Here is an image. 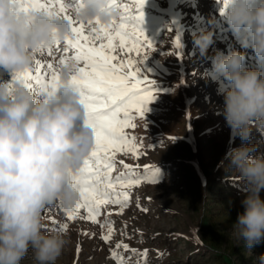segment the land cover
<instances>
[{"label":"rangeland","instance_id":"1","mask_svg":"<svg viewBox=\"0 0 264 264\" xmlns=\"http://www.w3.org/2000/svg\"><path fill=\"white\" fill-rule=\"evenodd\" d=\"M221 8L222 0H147L142 28L153 49L136 67L141 78L154 81L155 98L144 117L134 114L135 127L124 130L135 138L138 155L118 153L112 173L134 175L140 182L127 188L118 185L116 192L129 194L127 206L102 204L96 222L82 218L83 210L69 221V212L58 205L47 208V231L60 232L62 224L69 225L63 232L68 243L57 264H120L122 258L124 264H259L264 244L249 252L232 230L243 211L246 185L235 173L228 174L221 162L227 163L229 150L241 143L258 144L257 152L264 153V133L254 129L246 142L233 135L221 111L223 90L229 85L214 72L213 58L235 49L245 53L246 68L264 71V62L242 46L243 30L234 33ZM204 31L213 33V43L201 55L195 37ZM63 48L61 42L54 57L38 53L36 59L59 67ZM130 57L142 59L135 53ZM0 78L10 81L12 76L0 69ZM145 249L147 256H140ZM22 264H33L31 252Z\"/></svg>","mask_w":264,"mask_h":264},{"label":"clouds","instance_id":"2","mask_svg":"<svg viewBox=\"0 0 264 264\" xmlns=\"http://www.w3.org/2000/svg\"><path fill=\"white\" fill-rule=\"evenodd\" d=\"M223 6V2H222ZM119 10L109 0H81L77 21L110 24ZM224 18L234 33L244 32L242 46L264 62V0H227ZM72 36V24L43 12L22 11L16 0H0V69L13 77L31 69L42 47ZM201 55L213 43L211 31L195 37ZM245 53L218 52L213 70L228 83L222 114L242 142L253 130L264 133V71L246 68ZM76 65L61 67L60 86L51 95L26 86L22 79L0 78V264H57L68 243L63 232L46 230L43 212L58 205L71 212L80 193L71 176L96 143L79 90L71 84ZM258 144L241 143L221 167L246 185L243 211L232 226L237 240L252 252L264 244V153ZM264 264V253L258 257Z\"/></svg>","mask_w":264,"mask_h":264},{"label":"snow or ice","instance_id":"3","mask_svg":"<svg viewBox=\"0 0 264 264\" xmlns=\"http://www.w3.org/2000/svg\"><path fill=\"white\" fill-rule=\"evenodd\" d=\"M22 11L43 12L48 16H55L67 20L72 24V36L63 41L65 53L57 64L48 61L35 60V67L18 73L12 80L22 79L26 86L36 92L44 89L51 95L60 86L61 67L69 62L76 65L71 84L75 86L81 96L87 120L94 132L96 143L93 151L84 161L80 170L71 176L74 186L80 193V200L75 212H69L67 219L75 220L83 210L86 218L96 222L99 208L102 204L115 203L121 208L127 206V191L116 192L117 186L130 187L140 180L134 175L130 178L126 173L113 176L116 168L115 156L126 152L138 155L135 138L125 134L126 128H133L134 114L144 117L148 111V104L155 98L153 93L154 81L144 76L136 64L147 59V52L153 49V41L145 34L143 24V7L147 0H109V7L119 10V17L110 24L102 23L99 18L95 21H77L73 12L78 11L81 0H16ZM221 2V0H220ZM221 14L227 6V0H222ZM135 8V12L132 8ZM177 48L181 47L180 33L175 38ZM61 42L42 47L41 56L54 57L60 50ZM71 51V55H67ZM120 53H124L123 56ZM135 53L142 57L135 61L130 57ZM175 139V138H173ZM125 169L129 166L120 161ZM148 170V166H145ZM122 197V198H121ZM144 211H147L144 209ZM68 223L58 229L60 232L68 230ZM111 231V229H109ZM87 236L88 233H83ZM106 241L109 237H102ZM121 245H117V248ZM122 247L128 249V245ZM80 246L77 245V253ZM133 253L137 250L131 249ZM115 252L111 253L115 257ZM140 256H147V249ZM120 264H124L123 258ZM138 264L140 262L138 261Z\"/></svg>","mask_w":264,"mask_h":264}]
</instances>
